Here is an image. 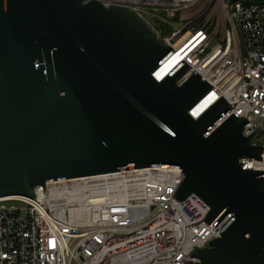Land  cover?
<instances>
[{
  "label": "water",
  "instance_id": "obj_1",
  "mask_svg": "<svg viewBox=\"0 0 264 264\" xmlns=\"http://www.w3.org/2000/svg\"><path fill=\"white\" fill-rule=\"evenodd\" d=\"M170 47L143 18L95 0H0V206H24L36 186L109 172L175 166V199L190 195L220 215L219 237L188 264H264V177L255 134L229 106L198 119L211 89L182 71L153 74ZM230 217V218H229Z\"/></svg>",
  "mask_w": 264,
  "mask_h": 264
},
{
  "label": "built area",
  "instance_id": "obj_2",
  "mask_svg": "<svg viewBox=\"0 0 264 264\" xmlns=\"http://www.w3.org/2000/svg\"><path fill=\"white\" fill-rule=\"evenodd\" d=\"M95 1L128 8L165 32L170 52L156 81L179 71L178 85L192 75L205 81L211 89L193 119L220 100L228 104L204 136L243 118V135L256 133L252 144L262 150L239 164L264 177V1ZM182 179L181 169L165 166L36 186L24 206H0V264H188L194 250L219 237L221 214L207 223L210 209L200 198L176 200Z\"/></svg>",
  "mask_w": 264,
  "mask_h": 264
},
{
  "label": "bare ground",
  "instance_id": "obj_3",
  "mask_svg": "<svg viewBox=\"0 0 264 264\" xmlns=\"http://www.w3.org/2000/svg\"><path fill=\"white\" fill-rule=\"evenodd\" d=\"M164 73V68H161L156 71L154 74L155 80H159L161 78V75ZM204 108V103L198 104L196 107L193 108L192 112L190 113L192 118H196L198 114L203 110Z\"/></svg>",
  "mask_w": 264,
  "mask_h": 264
},
{
  "label": "trees",
  "instance_id": "obj_4",
  "mask_svg": "<svg viewBox=\"0 0 264 264\" xmlns=\"http://www.w3.org/2000/svg\"><path fill=\"white\" fill-rule=\"evenodd\" d=\"M254 1H264V0H254ZM156 29L158 30L160 36L164 37L165 36V32L158 26H156Z\"/></svg>",
  "mask_w": 264,
  "mask_h": 264
}]
</instances>
